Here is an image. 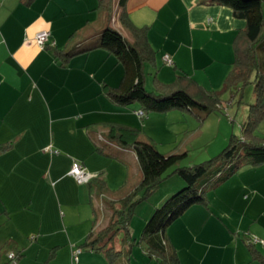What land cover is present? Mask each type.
Wrapping results in <instances>:
<instances>
[{
  "label": "crops",
  "instance_id": "obj_1",
  "mask_svg": "<svg viewBox=\"0 0 264 264\" xmlns=\"http://www.w3.org/2000/svg\"><path fill=\"white\" fill-rule=\"evenodd\" d=\"M119 1L109 17L100 0H0V227L7 231L0 239V250L7 251L0 253V264H10L11 253L20 256L18 264H112L110 255L85 244L109 224L107 202L124 193L130 175L131 189L140 180L129 143L152 139L157 147L167 146L156 137L166 133L172 116L174 123L194 122L187 132L199 130V118L186 111L141 118V103L122 105L114 98L125 71L100 46V34L111 27L136 41L120 20ZM201 1L127 0L125 9L135 27L147 30L153 52L144 74L145 85L153 77L150 93L178 82L197 96L187 82L192 79L221 93L223 110L229 96L231 104L235 100L224 87L246 21L228 7ZM92 24L97 28L88 32ZM42 32L50 33L45 48L36 40ZM75 44L76 51H68ZM183 144L169 155H188L182 149L190 144ZM111 146L119 153L108 152ZM74 162L93 177L89 184L79 185L69 175ZM168 182L156 207L183 186L177 177ZM165 238L181 264H264V163L242 168L210 191L205 204L192 206L168 227ZM255 239L261 242L252 250ZM117 252L119 261L125 252Z\"/></svg>",
  "mask_w": 264,
  "mask_h": 264
},
{
  "label": "trees",
  "instance_id": "obj_2",
  "mask_svg": "<svg viewBox=\"0 0 264 264\" xmlns=\"http://www.w3.org/2000/svg\"><path fill=\"white\" fill-rule=\"evenodd\" d=\"M126 1H119L122 8L120 20L134 33L136 38L134 44L111 27L100 34V46L115 54L124 67L123 81L114 95L118 103L128 105L139 102L147 116L153 112H168L172 109L194 114V109H200L206 115L221 111L223 108L221 93L208 91L192 79L187 82L195 87L197 96L192 95L178 82L171 86L157 87V91L153 93L146 90L144 67L153 51L147 40V30L132 24L125 9ZM100 2L110 13L109 17H112L114 0H100ZM201 3L228 7L237 19L246 21L245 30L236 39V58L224 91H231L236 97L242 88L254 84L256 102L250 105L248 121L242 127V136H232L227 148L219 156L200 165L182 166V162L187 157L186 153L164 155L153 141L134 139L129 143L138 159L140 180L133 189L120 193L115 201L107 202V209L112 212L109 224L99 232H93L85 244L89 250L110 255L112 264H118L119 253L115 246L118 233H125V241L130 248L137 242L130 232L135 206L155 193L171 175L178 174L186 187L170 196L157 209L142 237V241L148 246L149 257L157 260L159 264H181L177 251L168 245L165 238V232L173 222L181 218L192 206L205 204L210 191L219 187L242 168L264 163V137L259 138L255 135L257 126L264 121V58L260 61L258 54L256 55V52L260 54L264 52V44H262L264 0H202ZM196 116L201 122L207 118L198 113ZM204 178L207 180L198 185ZM254 246V243L250 245L252 250ZM15 255V264H18L20 256L16 253ZM253 255L256 260H263L255 251ZM10 263L13 264L12 261Z\"/></svg>",
  "mask_w": 264,
  "mask_h": 264
},
{
  "label": "rangeland",
  "instance_id": "obj_3",
  "mask_svg": "<svg viewBox=\"0 0 264 264\" xmlns=\"http://www.w3.org/2000/svg\"><path fill=\"white\" fill-rule=\"evenodd\" d=\"M97 26L95 24L90 25L87 28L88 32H94ZM85 32V30H84ZM81 32V35L84 33ZM86 33H84V36ZM264 44V40L263 43ZM77 45H72L68 48V51H76ZM258 54V55H257ZM256 55L258 56V60L262 61V58H264V52L260 54V52H256ZM264 60V59H263ZM153 77H148L147 84H146V90L149 92H152L153 90ZM172 80L167 81V83H170ZM255 85L250 84L242 88L240 92H238L235 97L234 102L232 101V104L230 103V96L227 99L226 109L224 108L221 111H218L216 113H212L210 115H206L204 111L200 109H194V113L186 111V113L191 117L192 115H196V113L203 115L206 118V120L202 123L201 121L197 122V128L199 129L195 134L191 132H187L188 127L194 126V122L192 121H184L181 123H174V117L172 116L170 121L167 122L168 130L165 134L162 135V131H158V137L156 139L160 142L164 139L167 142V146L159 144L158 148L159 151L164 155L171 154L170 152L173 150L175 152H180L181 146L184 142V144L188 143L190 144L187 149L189 154L182 162V166H195L200 165L205 162L211 161L215 157L219 156L223 152V147L225 146L227 140L228 144L232 136L241 137L242 136V127L247 123L249 112H250V105L255 104L256 102V94H255ZM226 97L228 95L224 96L223 101H226ZM177 114H183L184 112L181 110H175ZM166 115V112H165ZM146 116L145 118H147ZM177 119V118H176ZM195 120H197L194 117ZM181 124V125H180ZM183 125V128L181 127ZM170 127H174V129H171L172 131H169ZM178 132H181L178 136L175 134H178ZM151 135V134H150ZM191 135V136H190ZM255 135L259 138L264 137V121L261 122L255 131ZM154 137L153 135H151ZM164 136V137H162ZM151 139V137H146V135H143V139ZM155 138V137H154ZM149 141H153L152 139ZM191 141V142H189ZM154 142V141H153ZM163 143V142H162ZM164 144V143H163ZM172 144V145H171ZM183 144V146H184ZM227 144V146H228ZM120 148L116 147H109L108 152L113 153L117 152L119 153ZM133 174V173H132ZM133 176L130 175V182L128 181L129 185L124 189V192H127L131 190L130 184L132 182ZM173 177H177V179H180L183 182V186L176 191V193L180 192L182 189L186 187V184L180 178L178 174L171 175L168 177L162 184L161 187L153 193L151 196H149L146 200L142 201L134 208V213L131 218V224H130V232L134 239H137L136 243L133 244V248L130 249V247L127 244L126 235L124 232L118 233L115 240V246L117 250H122L124 253L123 258H121L117 263L118 264H159L157 260L151 259L149 257V251L148 246L145 241H142V237L145 231V228L148 224V222L151 220L155 212L159 207H156L155 204H157L160 200V195H164V192L169 185L171 179ZM207 178L202 179L198 185L205 182ZM116 186H122L123 183L120 182L116 183ZM119 188V187H118ZM112 190V189H111ZM116 190V189H115ZM119 189H117L118 191ZM112 190L113 192H117ZM120 196L119 193H117L116 199ZM102 199V201L106 200L104 197L100 195L99 197ZM165 201V200H164ZM163 201V202H164ZM165 203V202H164ZM162 203L160 207L164 204ZM105 226L101 227L100 230H102ZM7 235V231L3 229V227H0V239L5 238ZM32 237H30L31 241ZM114 246V244H113ZM114 246V247H115ZM9 249V247H6ZM6 249V250H8ZM7 252V251H1ZM4 254H2L3 258ZM129 260L131 263H129ZM11 264V263H10Z\"/></svg>",
  "mask_w": 264,
  "mask_h": 264
},
{
  "label": "built area",
  "instance_id": "obj_4",
  "mask_svg": "<svg viewBox=\"0 0 264 264\" xmlns=\"http://www.w3.org/2000/svg\"><path fill=\"white\" fill-rule=\"evenodd\" d=\"M209 22H211V20H209ZM49 38H50V33L48 32H42L40 34L37 35L36 40L39 44V46L41 48H45L46 45L49 43ZM165 61L167 64L172 65L173 61L171 60V58L169 56L165 57ZM138 115L141 118H145L147 115L146 113L141 110ZM69 175L79 184V185H87L89 184L93 177L87 172L86 168L84 167V165L80 162H74L73 166L71 168V171L69 173ZM261 242L258 239H255V241L253 243L257 244ZM264 244V243H263ZM80 251H78L79 253ZM76 253V254H78ZM77 257V256H76ZM9 259L10 261H12L13 264L16 263V255L15 253H11L9 254Z\"/></svg>",
  "mask_w": 264,
  "mask_h": 264
}]
</instances>
